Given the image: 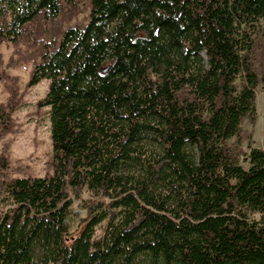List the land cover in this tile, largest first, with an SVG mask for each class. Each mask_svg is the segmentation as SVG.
Wrapping results in <instances>:
<instances>
[{"label":"trees","instance_id":"1","mask_svg":"<svg viewBox=\"0 0 264 264\" xmlns=\"http://www.w3.org/2000/svg\"><path fill=\"white\" fill-rule=\"evenodd\" d=\"M0 0L48 79L44 175L0 153V264H264V0ZM0 138L21 103L3 68ZM77 231L76 234L73 232Z\"/></svg>","mask_w":264,"mask_h":264},{"label":"rangeland","instance_id":"2","mask_svg":"<svg viewBox=\"0 0 264 264\" xmlns=\"http://www.w3.org/2000/svg\"><path fill=\"white\" fill-rule=\"evenodd\" d=\"M66 5L65 0H61ZM88 0L78 1L77 11L69 20H62L65 26L84 23L89 13ZM3 55V68L9 75L18 77L21 103L12 112L14 119L13 130L0 138V153L4 150L9 161V174L44 175L46 161L52 154L50 138L49 105L40 103L46 94L48 79L41 78L31 86H26L33 61L25 58L32 46L24 42L18 43V49L10 42L4 41L0 45ZM8 92L0 80V102H6ZM255 104L257 118L253 125L243 123L244 128L253 131L254 144L264 148V84L256 89ZM0 203V211H2ZM74 234L77 231L73 232Z\"/></svg>","mask_w":264,"mask_h":264}]
</instances>
